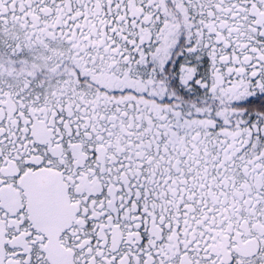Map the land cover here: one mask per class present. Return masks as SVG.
<instances>
[{"label":"snow or ice","instance_id":"1","mask_svg":"<svg viewBox=\"0 0 264 264\" xmlns=\"http://www.w3.org/2000/svg\"><path fill=\"white\" fill-rule=\"evenodd\" d=\"M0 264H264V0H0Z\"/></svg>","mask_w":264,"mask_h":264}]
</instances>
